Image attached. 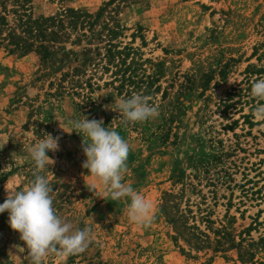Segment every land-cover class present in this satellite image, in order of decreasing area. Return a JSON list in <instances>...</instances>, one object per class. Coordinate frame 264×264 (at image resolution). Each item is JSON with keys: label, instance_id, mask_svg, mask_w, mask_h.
Listing matches in <instances>:
<instances>
[{"label": "rangeland", "instance_id": "rangeland-1", "mask_svg": "<svg viewBox=\"0 0 264 264\" xmlns=\"http://www.w3.org/2000/svg\"><path fill=\"white\" fill-rule=\"evenodd\" d=\"M28 3L34 16L66 8L93 15L86 18L92 27L80 21L58 40L47 38V55L0 47V172L7 174L0 203L6 188L20 190L34 179L27 148L50 133L60 136L59 150L48 152L54 163L42 172L53 187V207L75 228L91 230L83 252H53L43 264H264V120L254 113L264 101L250 88L264 77V0ZM13 4L0 0V12ZM109 28L118 46L135 48L138 72L160 70V82L146 95L157 108L154 118L125 123L116 110L128 96L108 84L111 72L95 65ZM77 67L94 84L88 95L97 115L78 107L83 97L70 83ZM85 116L103 120L130 143L122 181L152 202L149 225L131 222L130 200H111L106 186L83 167L87 137L69 122ZM166 204L172 215L185 213L188 226L208 235L212 245L197 248L178 236ZM8 216L0 213V264H31Z\"/></svg>", "mask_w": 264, "mask_h": 264}, {"label": "clouds", "instance_id": "clouds-1", "mask_svg": "<svg viewBox=\"0 0 264 264\" xmlns=\"http://www.w3.org/2000/svg\"><path fill=\"white\" fill-rule=\"evenodd\" d=\"M251 95L264 101V77L253 82ZM116 110L125 123L143 122L157 115V108L149 103L147 96L140 93L121 98L116 103ZM254 113L258 120H264V103L256 104ZM69 123L73 131L87 137L83 146L87 159L83 167L89 170V175L106 186L111 200H130L127 212L131 222L149 225L154 215L152 202L122 181V172L131 150L130 143L115 129L106 128L103 120L88 119L85 116L84 119ZM59 140L60 136L54 137L47 133L46 137L27 148L36 169L34 179L20 190L6 188L7 198L0 203V213L8 212L10 227L18 231L26 243L31 264H43L44 258L53 252H58L62 257L81 253L90 243L89 228H75L56 213L51 195L52 184L42 174L43 170L49 169L48 166L54 163L48 152L59 150ZM90 187L95 190V182Z\"/></svg>", "mask_w": 264, "mask_h": 264}, {"label": "trees", "instance_id": "trees-1", "mask_svg": "<svg viewBox=\"0 0 264 264\" xmlns=\"http://www.w3.org/2000/svg\"><path fill=\"white\" fill-rule=\"evenodd\" d=\"M13 2V8L4 7V14L0 12V47L7 48L11 53L28 54L32 51H40L47 55L50 52L46 44L47 38H51L52 41L58 40L65 35L69 26L74 28L80 21L82 26L89 25L92 27L93 25V22L86 19L93 17V15L82 10L66 8L57 15L34 16L33 7L28 3L30 0H13ZM11 14L12 19L10 20ZM115 34L114 28L108 29V35L105 37V52L102 53L99 47L96 48L97 62L95 65L102 68L104 72H111L112 80L108 84L115 86L119 94L124 93L130 97L137 94L139 90V93L145 96L152 93L154 84L160 82V70H155L156 72L154 71L152 74H146L144 69L138 72L141 68L138 58L135 56V48L129 45L122 48L118 46L114 42ZM155 65L157 66V64ZM82 71L78 67L74 69V76L70 80L73 93L83 97L82 103L78 104V107L83 109H80L83 114L97 115L98 106L88 95L94 89V84L91 78H83L86 76V72L83 73ZM65 75L66 77L69 76L68 74ZM251 87L252 84H250ZM75 88L84 92H77ZM160 88L161 86L157 84L155 90ZM87 89L88 92L85 93ZM248 116L245 115L247 119ZM6 179L7 174L0 172V181L3 182ZM164 209L169 222L175 226L178 236L184 237L188 242H194L197 248H208L212 245L208 235L194 226H188L185 221V213H180L178 216L172 215L167 204ZM218 242L219 244L222 243L219 240ZM231 245L235 246L234 243Z\"/></svg>", "mask_w": 264, "mask_h": 264}]
</instances>
